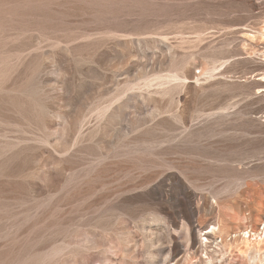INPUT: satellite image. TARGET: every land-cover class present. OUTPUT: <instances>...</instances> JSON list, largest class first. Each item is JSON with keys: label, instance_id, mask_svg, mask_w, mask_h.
<instances>
[{"label": "rangeland", "instance_id": "374dc122", "mask_svg": "<svg viewBox=\"0 0 264 264\" xmlns=\"http://www.w3.org/2000/svg\"><path fill=\"white\" fill-rule=\"evenodd\" d=\"M259 217L264 0H0V264H237Z\"/></svg>", "mask_w": 264, "mask_h": 264}, {"label": "bare ground", "instance_id": "6f19581e", "mask_svg": "<svg viewBox=\"0 0 264 264\" xmlns=\"http://www.w3.org/2000/svg\"><path fill=\"white\" fill-rule=\"evenodd\" d=\"M258 220H260V217L258 218ZM260 225L259 226H261V225H263L262 227V229H251V230H248V229H246V228H241L234 236H232V235H228L226 238H221V246H220V244L219 243H217V240L218 239H220V238H216V239H212L213 237H212V234H215L214 232H215V228L216 227H209V228H207L205 231H206V233L204 234V235H209V237L210 238H206V240H205V242L206 243H208V244H214L215 245V247H221V248H223V247H225V243L227 242L228 243V241H230L229 242V244L231 243V244H235V243H238V242H241L244 246H245V252H243L241 249H239L238 248V244H237V249H238V256H240V257H242L244 260H239V259H237V264H247L245 261V257H244V255H245V253L246 252H248V251H251L252 249H257V248H259V243L261 242V241H264V220L262 219V220H260ZM226 243V244H227ZM253 243V244H252ZM252 245H254V246H252ZM210 247H212V246H210ZM256 251H258V249L256 250ZM257 255H259V252L257 253ZM261 256V254L259 255V257ZM262 256H263V254H262ZM225 257H226V254H223V256L222 257H220L221 258V263L222 264H228L230 261V259L229 260H227V259H225Z\"/></svg>", "mask_w": 264, "mask_h": 264}]
</instances>
